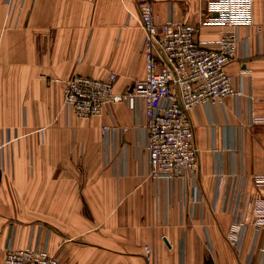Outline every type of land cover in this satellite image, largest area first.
<instances>
[{"label": "crops", "instance_id": "1", "mask_svg": "<svg viewBox=\"0 0 264 264\" xmlns=\"http://www.w3.org/2000/svg\"><path fill=\"white\" fill-rule=\"evenodd\" d=\"M141 1L0 0V264L10 241L68 264H264L250 218L240 246L228 238L242 188L264 172V0L227 67L239 93L190 112L194 178L147 176L144 116L126 102L90 118L63 105L74 75L114 70L118 92L145 76ZM152 2L159 22L203 18L199 0ZM104 124L127 129L112 142Z\"/></svg>", "mask_w": 264, "mask_h": 264}, {"label": "built area", "instance_id": "2", "mask_svg": "<svg viewBox=\"0 0 264 264\" xmlns=\"http://www.w3.org/2000/svg\"><path fill=\"white\" fill-rule=\"evenodd\" d=\"M199 1L204 13L198 22L172 15L159 22L152 0L141 1L146 72L125 91H116L118 74L114 70L104 78L77 74L65 80L63 105L80 118L101 117L112 102H126L144 116V170L153 180L185 182L195 177L199 152L190 112L202 103L222 102L239 93L227 67L237 57L241 28L254 25V0ZM206 26H220V35L200 40L199 32ZM126 129L102 125L103 134L112 142ZM251 180L255 192L242 188L240 214H234L228 232L229 241L237 246L243 242L249 218L258 230L264 229V172ZM144 250L150 260L153 248L146 244ZM4 264L68 263L44 247L16 246L10 241Z\"/></svg>", "mask_w": 264, "mask_h": 264}, {"label": "rangeland", "instance_id": "3", "mask_svg": "<svg viewBox=\"0 0 264 264\" xmlns=\"http://www.w3.org/2000/svg\"><path fill=\"white\" fill-rule=\"evenodd\" d=\"M227 207H228V204H227V203H225L224 210L228 212V210H227ZM145 245H146V244H145Z\"/></svg>", "mask_w": 264, "mask_h": 264}]
</instances>
